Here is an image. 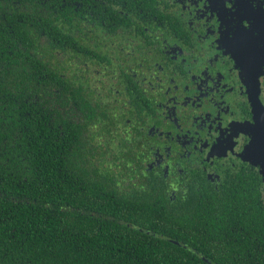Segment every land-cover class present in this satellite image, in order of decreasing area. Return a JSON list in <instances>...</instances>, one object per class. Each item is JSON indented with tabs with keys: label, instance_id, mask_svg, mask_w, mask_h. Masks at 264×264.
Wrapping results in <instances>:
<instances>
[{
	"label": "flooded vegetation",
	"instance_id": "af4514ba",
	"mask_svg": "<svg viewBox=\"0 0 264 264\" xmlns=\"http://www.w3.org/2000/svg\"><path fill=\"white\" fill-rule=\"evenodd\" d=\"M54 4L67 10L46 60L59 54L94 110L76 118L81 150L87 131L106 137L115 180L139 199L231 202L228 264H264V0Z\"/></svg>",
	"mask_w": 264,
	"mask_h": 264
},
{
	"label": "trees",
	"instance_id": "16d2710c",
	"mask_svg": "<svg viewBox=\"0 0 264 264\" xmlns=\"http://www.w3.org/2000/svg\"><path fill=\"white\" fill-rule=\"evenodd\" d=\"M54 3L45 12L34 0H0V264L234 261L231 202L139 199L115 180L106 137L91 142L87 131L81 150L76 118L94 110L78 102L59 54L46 60L61 37L50 26L67 10Z\"/></svg>",
	"mask_w": 264,
	"mask_h": 264
}]
</instances>
